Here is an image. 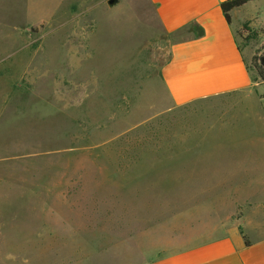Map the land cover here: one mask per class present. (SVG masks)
<instances>
[{"label": "rangeland", "instance_id": "obj_1", "mask_svg": "<svg viewBox=\"0 0 264 264\" xmlns=\"http://www.w3.org/2000/svg\"><path fill=\"white\" fill-rule=\"evenodd\" d=\"M107 1L0 0V264H147L237 226L264 237L262 110L171 104L153 6ZM236 37L253 81L264 21Z\"/></svg>", "mask_w": 264, "mask_h": 264}, {"label": "crops", "instance_id": "obj_2", "mask_svg": "<svg viewBox=\"0 0 264 264\" xmlns=\"http://www.w3.org/2000/svg\"><path fill=\"white\" fill-rule=\"evenodd\" d=\"M148 1L168 42L161 76L171 104L242 94L264 115V91H259L264 83L251 80L236 37V29L245 22L255 17L264 21V0L232 9L230 22L221 9L228 0ZM238 227L180 253L159 255L147 264H264V237L246 238V245Z\"/></svg>", "mask_w": 264, "mask_h": 264}, {"label": "trees", "instance_id": "obj_3", "mask_svg": "<svg viewBox=\"0 0 264 264\" xmlns=\"http://www.w3.org/2000/svg\"><path fill=\"white\" fill-rule=\"evenodd\" d=\"M248 1L250 0H228L225 1L221 4V9L225 15V18L228 22H230V17H229V12L237 7H241L243 5H245ZM255 72H256V78L253 80L254 83H256L257 79L264 83V65H260V64H255ZM239 232L245 242L246 245H248V241L245 237V235L242 232V229L239 227Z\"/></svg>", "mask_w": 264, "mask_h": 264}, {"label": "water", "instance_id": "obj_4", "mask_svg": "<svg viewBox=\"0 0 264 264\" xmlns=\"http://www.w3.org/2000/svg\"><path fill=\"white\" fill-rule=\"evenodd\" d=\"M118 0H108L107 4L109 7H113L117 4Z\"/></svg>", "mask_w": 264, "mask_h": 264}]
</instances>
